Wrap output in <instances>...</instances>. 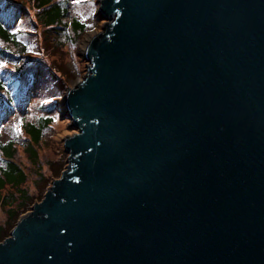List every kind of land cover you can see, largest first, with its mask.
<instances>
[{
    "label": "water",
    "instance_id": "1",
    "mask_svg": "<svg viewBox=\"0 0 264 264\" xmlns=\"http://www.w3.org/2000/svg\"><path fill=\"white\" fill-rule=\"evenodd\" d=\"M66 165L0 264H264V0H97Z\"/></svg>",
    "mask_w": 264,
    "mask_h": 264
},
{
    "label": "trees",
    "instance_id": "2",
    "mask_svg": "<svg viewBox=\"0 0 264 264\" xmlns=\"http://www.w3.org/2000/svg\"><path fill=\"white\" fill-rule=\"evenodd\" d=\"M54 5L55 0H0V61L5 62L0 66V121L9 111L14 112L25 106L24 95L36 77L34 69L30 68L34 63L26 65L32 55L27 54L29 39L26 37L27 34L35 33L37 39L43 41V31L49 38L52 36L48 18L53 14ZM28 11L34 13L31 24L38 27L37 32L21 25L20 20H25ZM66 24L68 23L65 22ZM69 26L76 35L85 32L84 24L74 18L71 19ZM45 107H48L47 110L51 109L48 104ZM53 118L51 114H46L34 122L21 117L23 123L22 131L17 133L20 134L19 137L12 132L7 141L0 142V212L5 214V220L0 222V241L9 235L21 214L30 209L37 198L38 201L42 198L43 189L50 183L43 166L48 167L50 173L57 174L54 177H58L62 171L64 166L62 159L58 158L55 162L42 161L35 148L45 140L46 131L51 130ZM21 144L35 176L33 184L42 187L41 192L35 197L31 194L30 187L26 186L29 172L16 161L18 146Z\"/></svg>",
    "mask_w": 264,
    "mask_h": 264
},
{
    "label": "rangeland",
    "instance_id": "3",
    "mask_svg": "<svg viewBox=\"0 0 264 264\" xmlns=\"http://www.w3.org/2000/svg\"><path fill=\"white\" fill-rule=\"evenodd\" d=\"M96 1L55 0V13L53 11L50 18L46 16L51 27L50 34L52 36L49 38V35L43 31V41H39L36 37L37 34H27L26 39H29L27 54L32 55H30L31 63L28 61L26 65L34 63L30 65V68L34 69L36 77L33 85L24 95L23 103L25 106L23 109L14 110V112L9 111L7 116L5 115L0 121V142H5L11 137L12 132L19 137L20 134L17 133L22 131L23 123L21 117L36 122L38 117L51 114L54 117L51 124L52 128L46 131L45 140L35 148L42 161L54 160L55 162L58 158L62 159L64 164L62 170L66 165L65 160L67 157L63 150V140L76 132V129L72 126V120L65 115L64 96L68 88L74 86L86 73L87 61L82 58V43L88 35L91 34L93 37L104 25V19L97 14L98 4ZM33 17V11H28L25 20L21 19L20 22L28 30L37 32L38 27L31 24ZM72 18L84 24L85 32L76 35L71 30L69 24ZM65 22L68 24L65 25ZM63 28L64 30L61 31ZM25 60H27V57ZM46 104L51 106L50 110H47ZM22 147V144L18 146L16 157L19 161H16L24 167L25 171L29 172L26 186L30 187L31 194L35 197L41 192L42 187L34 186L35 176L29 164L30 160L26 159ZM43 171L50 179V183L43 189L42 195L50 186L51 178H58L61 173L58 174V177H54L57 174L50 173L46 166H43ZM35 202H38V198ZM28 211L29 209L21 215ZM3 220H5V214L0 212V222Z\"/></svg>",
    "mask_w": 264,
    "mask_h": 264
},
{
    "label": "bare ground",
    "instance_id": "4",
    "mask_svg": "<svg viewBox=\"0 0 264 264\" xmlns=\"http://www.w3.org/2000/svg\"><path fill=\"white\" fill-rule=\"evenodd\" d=\"M90 38H92V35H91V34L88 35V36L86 37V40L82 43V45H81V49H82L83 52H85L86 46H87L88 42L90 41V40H89Z\"/></svg>",
    "mask_w": 264,
    "mask_h": 264
},
{
    "label": "snow or ice",
    "instance_id": "5",
    "mask_svg": "<svg viewBox=\"0 0 264 264\" xmlns=\"http://www.w3.org/2000/svg\"><path fill=\"white\" fill-rule=\"evenodd\" d=\"M4 63H5V62H3V61H0V66H2Z\"/></svg>",
    "mask_w": 264,
    "mask_h": 264
}]
</instances>
